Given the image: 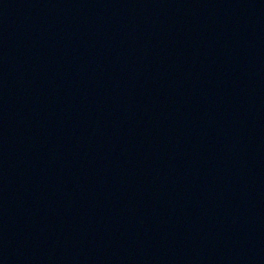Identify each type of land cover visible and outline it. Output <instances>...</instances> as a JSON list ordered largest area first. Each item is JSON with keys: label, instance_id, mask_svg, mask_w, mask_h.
I'll use <instances>...</instances> for the list:
<instances>
[{"label": "water", "instance_id": "obj_1", "mask_svg": "<svg viewBox=\"0 0 264 264\" xmlns=\"http://www.w3.org/2000/svg\"><path fill=\"white\" fill-rule=\"evenodd\" d=\"M0 264H264V0H0Z\"/></svg>", "mask_w": 264, "mask_h": 264}]
</instances>
